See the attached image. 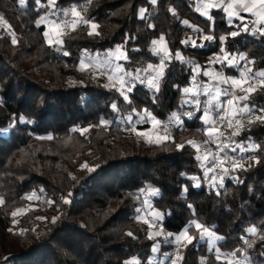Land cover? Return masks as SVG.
<instances>
[{
    "label": "trees",
    "instance_id": "16d2710c",
    "mask_svg": "<svg viewBox=\"0 0 264 264\" xmlns=\"http://www.w3.org/2000/svg\"><path fill=\"white\" fill-rule=\"evenodd\" d=\"M73 5L99 25V35H89L90 27L83 24L65 32L60 37L63 50L70 53L65 56L60 45L45 42L44 27L35 26V0H27L24 7L18 0H0V15L11 25L0 29V129H7L0 131V264H124L133 258L148 264L153 260L151 246L157 243L161 246L153 262L159 264V257L170 255L174 244H164L162 236L148 238L149 227L136 212L146 197L155 210L170 213L162 222L164 232L179 234L196 219L224 238L217 242L222 252L243 247L253 264H264V123L245 122V130L234 137L260 148L247 153L242 169L224 177L223 187L211 188L202 180L195 187L190 177H201L202 169L188 141L205 139L198 114L158 144L124 134L122 124L132 109H148L160 120L173 111L183 113L182 89L189 84L192 65L176 59L166 62L155 102L153 90L140 84L129 93L131 103L125 102L117 89L96 82L89 67L79 70L83 55L118 45L128 56L123 62L126 71L158 63L150 44L161 35L173 56L180 51L201 73L221 46L254 61V71L263 70L264 35L242 32L220 45L218 37L235 27L226 23L222 9H212L217 42L203 41L182 23L187 20L208 32L212 21L195 11L194 0H157L154 5L148 0H60L57 9ZM142 8L147 13L139 18ZM45 11L42 7L40 14ZM188 37L204 47L185 46L181 41ZM226 74L235 73L228 69ZM250 102L264 107V88L257 86ZM113 103L119 112L111 108ZM21 117L32 123H22ZM102 119L107 123L101 124ZM81 128L89 131L81 134ZM151 187L159 189L158 196L147 191ZM25 196L34 198L35 207L13 216L26 206ZM252 226L258 231L247 236L253 244L247 248L240 237ZM190 234L198 235L194 227ZM179 251L183 260L178 264H225L203 241L182 245Z\"/></svg>",
    "mask_w": 264,
    "mask_h": 264
},
{
    "label": "snow or ice",
    "instance_id": "6c2138e0",
    "mask_svg": "<svg viewBox=\"0 0 264 264\" xmlns=\"http://www.w3.org/2000/svg\"><path fill=\"white\" fill-rule=\"evenodd\" d=\"M157 0H150L151 4H156ZM27 0H18V5L24 7ZM60 0H35L36 12L38 19L35 20V26L40 28L42 25L47 28L43 31V36L47 38V43L49 46L60 45L58 49L63 51V55L69 56L70 53L63 50V41L60 37L64 34V29L71 27L73 31L83 24L90 27L89 35H99L96 29L99 27L94 21L85 19L81 12L77 10V7L73 5L70 9L72 19H67L69 16L68 9H57V5ZM47 5L49 9L47 15H41L40 11L44 5ZM216 9L221 10L226 14V21L229 26H234L235 30L227 33L226 35H220L218 37V42L220 45L226 44L228 37L235 38L243 33H256L264 35V0H198L197 11L199 15L205 17L212 24L209 25V30L207 33L203 29L194 27L189 24L187 20L182 23L190 27L195 34L202 36L203 41L210 43L217 42V37L214 35L215 30V16L210 14V10ZM145 9L140 10V16L143 18ZM62 13V15H61ZM241 13H244L242 15ZM254 17L252 20L251 27L249 26L248 20L249 15ZM52 17V18H50ZM239 20V24L233 25V20ZM260 25V27H258ZM0 26L4 29L9 30L11 25L0 16ZM17 41L13 38L12 43L15 44ZM185 46H191L193 49L203 48V43H197V40L188 37L181 41ZM152 49L153 55L159 57L158 63H147L146 67H138L134 72L126 71L121 64L113 63L115 61H128V56L126 55V50L122 45H118L114 50H109L106 53V59L102 62L94 61L95 66L98 68L106 67L110 70L108 79L113 82V86L119 85L118 91L123 97L125 102L131 103L129 93L133 91L136 87L137 82L141 85L147 86L150 90H153V102L157 98L155 93L159 92L160 81L163 79L164 69L167 63H170L173 59L179 60L182 64H191L192 72L190 74L189 84L191 86L183 87L182 92L185 96L182 107L184 105H191V109L187 112L178 114L176 111L171 113L167 122H162L156 116L152 114L148 109H144L143 112H137L136 109H132V113L124 117L125 121L129 124H150L153 134L155 136V141L157 143L167 141L171 137L170 126L173 124L183 126V121L181 120V115L187 119H193L196 117L197 113L202 114L198 117L202 124L204 125V134L206 140L201 142H196L189 140L190 144L197 153L201 152L202 144H213L215 146V151L210 149H204V155L199 154L194 156V159L200 162V166L203 170V177L191 176L190 179L193 181V186L200 187L201 180L205 182H210L212 186H217L219 182V187H223V180L225 176H231V172L236 171V169L243 168L244 157L240 156H230L229 152L236 153L239 150L240 153L246 150H256L260 148L259 144L250 142L247 148L242 142L234 140V137L238 136L241 131L245 130V121L247 125L250 126L256 122L264 123V107H260L254 103L250 102V97L257 91V86L264 88V70L254 71L251 65L254 61L249 60L243 53L238 51H229L225 47H219V51L213 53L210 56V61L212 64L222 65L223 69L220 72H214L208 69L203 70L201 73L199 65L188 58H185L180 51H176L174 56L167 48L164 36L161 35L159 40H153ZM159 45V47H156ZM243 62V63H241ZM88 64L85 62L84 58L79 61V70L86 71ZM235 69L236 75L226 74V70ZM143 72L145 75L142 77L140 73ZM202 75L209 79L211 83H204L197 80V76ZM224 85L226 87H221ZM179 88L178 85L174 86ZM206 97L204 101L200 99L201 96ZM111 108L119 112L116 103L111 105ZM133 114L137 116V120H133ZM22 123L31 124L32 121L24 117L20 118ZM101 124H106L107 121L101 120ZM135 131L138 136L148 137L149 142L152 141V135L145 131H137L135 128L131 129ZM225 130H231L228 135H225ZM0 131H7V129H0ZM89 131L88 128H81V134ZM163 133V134H161ZM51 139L52 137H47ZM251 141V138H249ZM183 144H178V149H183ZM251 159V158H250ZM230 161V167L226 166V163ZM259 162V161H257ZM87 167V165H83ZM217 169L219 171L217 172ZM231 169V171H230ZM93 169L89 168V171ZM211 173V175H210ZM183 175V174H182ZM234 180L239 181L238 177H231ZM145 189H140L143 193ZM147 191L152 196L159 195V189L155 187L148 188ZM188 191V187H184V192ZM71 196V193L68 194ZM31 199V197H29ZM3 201H0L2 203ZM49 204L52 201H48ZM64 203H70L68 198H64ZM188 208H192V205H187ZM145 210L148 211V215L152 217V222L143 219V217H138L143 219V223L147 224L149 228L155 227L157 231L154 233L156 237L164 235L163 243L167 245H172L173 242L177 246L175 253V258H171L170 255H166L165 259L169 260V264H178L179 261L183 260L182 255L179 251V246H187L193 244L194 241H203L208 245V251L213 252L218 261L223 259L225 264H253L250 253L246 254V249L243 247H237L230 252H222L217 246V242L223 240L222 236L216 234L215 231L211 230L209 227L196 219L191 220L187 226H185L179 234H173L171 232H164L163 229V219L165 215H170V213H163L159 210L153 208V204L149 202L148 199L143 201V208H137L136 212L140 213ZM16 213H13L15 216ZM56 218H53V223ZM195 228L196 234H190L192 228ZM258 229L255 226L246 229V235H242L240 240L243 241L247 248H252L253 244L247 238L248 235H255ZM127 235L132 236L131 232ZM148 238L153 239V233L149 232ZM264 238V235H262ZM160 244H154L151 246V252L153 254L157 253L160 249ZM260 258L264 260V251H261ZM124 264H140V261L133 258L131 261H124ZM148 264H153V261L149 259ZM159 264H163L160 261Z\"/></svg>",
    "mask_w": 264,
    "mask_h": 264
},
{
    "label": "rangeland",
    "instance_id": "374dc122",
    "mask_svg": "<svg viewBox=\"0 0 264 264\" xmlns=\"http://www.w3.org/2000/svg\"><path fill=\"white\" fill-rule=\"evenodd\" d=\"M148 2L150 3V0H148ZM43 7H45L46 8V11L44 12V14L43 15H47L48 14V11H49V9L47 8V5L45 4ZM78 10V9H77ZM140 10L141 9H138V12H137V16L139 17V18H141V16H140ZM79 11V10H78ZM145 13H147V12H144V15H145ZM1 16V15H0ZM50 18H52V17H50ZM67 19H69V20H71L72 19V17H71V13L69 14V16H68V18ZM43 26V25H42ZM44 27V31L45 30H47V28L45 27V26H43ZM1 28H3L2 26H0V29ZM69 30H72V28L71 27H68V28H66V29H64V33L65 32H68ZM44 37V36H43ZM44 39H45V42L47 43V38L46 37H44ZM153 40H159V37L158 38H155V39H153ZM152 40V41H153ZM152 41H151V44H150V50H151V52H152V49H153V45H152ZM166 43V42H165ZM48 44V43H47ZM55 45V44H54ZM116 47V46H115ZM115 47L113 48V49H111V50H114L115 49ZM156 47H159V45H157ZM109 50H107V51H104V52H100L98 55H97V53H94L93 55H83L82 56V58H84L85 59V62L88 64V67L91 69V71H92V75H93V79L96 81V82H98L99 84H102V85H104V86H106V87H112V88H115V89H117L118 90V88H119V85L117 84V85H115V86H113V82H110L109 81V79H108V75H109V72H110V70L108 69V68H106V67H101V68H98V67H96L95 66V63H94V61H99V62H102L103 60H105L106 59V53L108 52ZM152 54H153V52H152ZM158 57V56H157ZM158 59H159V57H158ZM123 62L124 61H115V60H113V63L114 64H116V63H119V64H121V66L123 67ZM206 62H208L210 65H212V63H211V61H210V57L206 60ZM241 63H243V62H241ZM208 70H211L212 71V69L210 68V69H208ZM234 70V72H235V74L234 75H236V70L235 69H233ZM219 71V70H218ZM142 77L145 75V73H141L140 74ZM207 79V78H206ZM204 83H209V82H204ZM137 84H139V82H137ZM141 85V84H140ZM142 86H144L145 88H147V86H146V84L145 85H142ZM188 86H191L190 84H188ZM149 89V88H148ZM183 93V92H182ZM204 96L202 95L201 97H200V99H202ZM204 99H206V97H204ZM183 100H184V98L181 100V103H183ZM184 107H185V110L183 111V112H187V111H189L190 109H191V105H184ZM199 116L202 114V112L201 113H197ZM196 114V115H197ZM133 120H137V116L134 114V118H133ZM245 122H247V121H245ZM122 124H123V132H124V134H128V135H131V134H136V132L135 131H132L131 129L132 128H135L137 131H145V132H148L150 135H152V143H157L156 141H155V136H154V134H153V130L151 129V126H150V124H139V123H136V124H129V123H127L126 121H125V119H123V121H122ZM176 127V126H175ZM172 131V130H171ZM230 131L231 130H225V135H228L229 133H230ZM161 134H163V133H161ZM137 135V134H136ZM140 138H142L143 140H145L146 142H149V139H148V137H141V136H139ZM204 140H206V136H205V139ZM203 140V141H204ZM199 142H201V141H199ZM198 142V143H199ZM158 144V143H157ZM246 148H247V145H248V143H246V144H243ZM205 148H207V149H210V150H212L213 152L215 151V146L213 145V144H211V143H209V144H202L201 145V152L200 153H197L196 152V155L197 154H199V155H201V156H203L205 153H204V149ZM196 151V150H195ZM251 150H246L245 152H243V153H240L239 152V150H237V152L236 153H231V152H229V155L230 156H236L237 158H239L240 156H243L244 157V160L242 161L243 162V166L245 165V163H246V160H247V153H249ZM199 164H200V162H199ZM226 166H229L230 167V161L229 162H227L226 163ZM200 168H201V166H200ZM202 169V168H201ZM219 171V169H217V172ZM210 175H211V173H210ZM203 177V170H202V176H201V178ZM202 182H203V184H205V185H207V186H209V187H211V188H215V187H217L218 185H219V182H217V186H212L211 185V183L210 182H205V181H203L202 180ZM29 197H31V199H29ZM145 198V197H144ZM25 199H26V201H27V203H26V206L23 208V209H20L16 214L17 215H22V214H24V213H26V212H28L30 209H33L34 207H35V204H34V198L32 197V196H25ZM145 199H148V197H146ZM145 199H141V201H140V204H139V207L138 208H143V201L145 200ZM148 211H150V210H145V211H142V212H140V213H137V219L139 220V221H141V222H143V219H147V220H149V222L151 223L152 222V217L150 216V215H148L147 213H148ZM138 217H143V219H140V218H138ZM149 227V226H148ZM157 231V228H155V227H152V228H149V232H151V233H153V237H156L155 235H154V233ZM162 237H164V235L162 234L161 235ZM160 236V237H161ZM165 238V237H164ZM173 244H174V247H173V249L175 248V247H177L176 245H175V243L173 242ZM179 247H182V245L181 246H179ZM176 251V250H175ZM174 251V252H175ZM172 252V251H171ZM170 252V256H171V258H175V256H173L174 255V253H173V255H171L172 253ZM156 255H157V253H155V254H153L152 253V259L153 260H156ZM151 259V258H150ZM152 260V261H153ZM131 261V260H130ZM159 261H163V264H169V260H166L165 259V257H159ZM153 264H154V262H153Z\"/></svg>",
    "mask_w": 264,
    "mask_h": 264
},
{
    "label": "crops",
    "instance_id": "0c3cea01",
    "mask_svg": "<svg viewBox=\"0 0 264 264\" xmlns=\"http://www.w3.org/2000/svg\"><path fill=\"white\" fill-rule=\"evenodd\" d=\"M197 4H198V0H194V8H195V11L199 14V12L197 11ZM241 14L244 15V13H241ZM248 15H249L248 23H249V26L251 27L252 20L255 19V18L254 17H251L250 14H248ZM224 16H225V21H226V14H224ZM226 23H227V21H226ZM236 23L239 24V20L234 19L233 20V24L235 25ZM258 27H260V25H258ZM248 34H260V33L259 32H256V33H248ZM206 63H207V68L206 69H210L211 68L212 71H214V72H220V71L224 70L222 65H218V64H212V65H210L208 62H206ZM206 81L209 82V83H211L208 78L206 79ZM206 81H204V82H206ZM220 86L221 87H226L224 85H220ZM201 100L204 101L205 100L204 97Z\"/></svg>",
    "mask_w": 264,
    "mask_h": 264
},
{
    "label": "built area",
    "instance_id": "2783aa9c",
    "mask_svg": "<svg viewBox=\"0 0 264 264\" xmlns=\"http://www.w3.org/2000/svg\"><path fill=\"white\" fill-rule=\"evenodd\" d=\"M64 9H68V10H69V14L71 13V12H70V9H71L70 6L64 8ZM61 15H62V13H61ZM263 70H264V69H263ZM178 114H179V113H178ZM181 120H182V121H185V120H188V119H187L186 117H184L183 115H181ZM161 121H162V122H167V121H168V118H167V119H162ZM175 126H177V125H176V124L171 125V126H170V130H172ZM175 250H177V247H175V248L172 250V252H171L172 254H171V255H173V253H174Z\"/></svg>",
    "mask_w": 264,
    "mask_h": 264
}]
</instances>
